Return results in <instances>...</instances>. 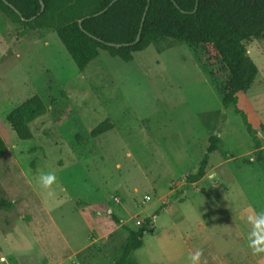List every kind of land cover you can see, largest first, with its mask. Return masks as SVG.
Instances as JSON below:
<instances>
[{
	"label": "rangeland",
	"instance_id": "obj_1",
	"mask_svg": "<svg viewBox=\"0 0 264 264\" xmlns=\"http://www.w3.org/2000/svg\"><path fill=\"white\" fill-rule=\"evenodd\" d=\"M243 44L258 73L224 108L184 43L159 38L130 61L100 50L80 70L55 32L0 13V264H114L147 217L127 264H193L198 250L196 264H264L248 220L264 211L251 137L264 154V36ZM33 95L47 110L21 140L6 116ZM212 135L204 177L186 182ZM49 171L45 189L36 177Z\"/></svg>",
	"mask_w": 264,
	"mask_h": 264
},
{
	"label": "trees",
	"instance_id": "obj_2",
	"mask_svg": "<svg viewBox=\"0 0 264 264\" xmlns=\"http://www.w3.org/2000/svg\"><path fill=\"white\" fill-rule=\"evenodd\" d=\"M110 1L0 0V13L26 29L55 32L80 70L96 58L100 50L130 61L132 52L145 49L156 39L171 38L184 43L191 49L194 62L205 72L224 108L235 105L238 93L246 92L256 78L258 68L243 42L264 36V0H116L101 14L94 15ZM146 6L140 38L131 44ZM107 42L129 44L114 47ZM46 110L42 99L33 95L13 108L6 120L16 136L26 140L31 137L29 124ZM235 112L240 114L246 131L252 134L246 114L238 108ZM110 128V122L105 120L91 130V135H100ZM251 137L254 158L264 164L261 143L255 135ZM217 145L218 137L212 135L199 166L186 176V182L194 183L204 177L209 154ZM6 151L0 136V158ZM150 222L151 218L147 217L138 230L129 229L120 260L114 264L129 262L131 253L141 247L143 231Z\"/></svg>",
	"mask_w": 264,
	"mask_h": 264
},
{
	"label": "clouds",
	"instance_id": "obj_3",
	"mask_svg": "<svg viewBox=\"0 0 264 264\" xmlns=\"http://www.w3.org/2000/svg\"><path fill=\"white\" fill-rule=\"evenodd\" d=\"M55 180H56V175L54 172L51 171L46 173H40L36 177L37 185L45 189L49 188ZM48 195H52V193L49 192ZM248 220L253 225V234L264 233V211L249 216ZM200 256H201L200 250H198L194 254H190V259L192 260L193 264H196Z\"/></svg>",
	"mask_w": 264,
	"mask_h": 264
},
{
	"label": "water",
	"instance_id": "obj_4",
	"mask_svg": "<svg viewBox=\"0 0 264 264\" xmlns=\"http://www.w3.org/2000/svg\"><path fill=\"white\" fill-rule=\"evenodd\" d=\"M116 0H111L109 2V4L101 11L95 13L94 15H99L101 14L103 11H105L111 4H113ZM8 5H10L12 8H14L11 4H9L7 1H5ZM44 6H43V3H41V11L43 10ZM196 9V6L194 8V10ZM146 10H147V6L143 12V15H142V18H141V22H140V27L138 29V32H137V35L134 39V41L131 43V44H134L136 42H138L139 38H140V32H141V26L143 25V21H144V18H145V14H146ZM34 17H31L30 19H33ZM25 20V18L23 19ZM108 45L110 46H114V47H120V46H123V45H128L129 43H118V42H107Z\"/></svg>",
	"mask_w": 264,
	"mask_h": 264
},
{
	"label": "built area",
	"instance_id": "obj_5",
	"mask_svg": "<svg viewBox=\"0 0 264 264\" xmlns=\"http://www.w3.org/2000/svg\"><path fill=\"white\" fill-rule=\"evenodd\" d=\"M148 199H150L148 196H144L142 200L144 201V200H148Z\"/></svg>",
	"mask_w": 264,
	"mask_h": 264
},
{
	"label": "crops",
	"instance_id": "obj_6",
	"mask_svg": "<svg viewBox=\"0 0 264 264\" xmlns=\"http://www.w3.org/2000/svg\"><path fill=\"white\" fill-rule=\"evenodd\" d=\"M142 246V245H141Z\"/></svg>",
	"mask_w": 264,
	"mask_h": 264
}]
</instances>
